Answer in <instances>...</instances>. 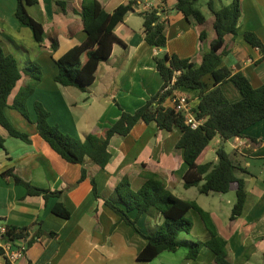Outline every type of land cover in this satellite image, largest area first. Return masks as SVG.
<instances>
[{"label":"crops","instance_id":"crops-1","mask_svg":"<svg viewBox=\"0 0 264 264\" xmlns=\"http://www.w3.org/2000/svg\"><path fill=\"white\" fill-rule=\"evenodd\" d=\"M63 1L66 3L64 13L56 0H38L27 7L28 12L43 25V40L36 42L33 39L35 44L32 48H24L21 64L19 59L16 60L19 61L21 72L30 61L37 62L41 77L26 100L30 119L10 106L18 88L31 82L23 72L8 97L4 114L12 125L28 134L30 142L9 135L0 125V135L3 137V147H0L1 230L5 225L30 226L34 230L36 222L41 221L45 231H54L57 236L39 237L21 257L11 263L212 264L214 253L207 246L200 248L196 258L189 259L184 244L174 251L164 250L148 261L137 258L146 239L121 220L104 199L112 196L115 186L123 177L128 179L132 189H138L146 174L155 172L165 180L173 194L195 200L209 213L218 233L227 240V258L232 264L239 261L241 264H264V118L244 130V136L232 137L225 142H222L219 135L214 136L218 137L215 138L216 145L210 153V141L201 158V162L215 161V150L223 143L234 162L247 170L236 173L245 180L246 199L241 214L231 223L229 216L235 201V183L231 184L226 193L205 194L213 197L208 200L200 196L202 193L197 186L184 187L182 177L187 164L183 159V150L175 146L181 135L177 126L166 131L159 129L154 121H140L128 134H114L108 144L110 159L104 167H99L87 156L83 164L63 159L40 137L34 123L36 114L33 104L40 101L49 112L48 122L57 124L62 132L80 139L88 133H104L122 111L133 112L160 90L163 80L156 69L154 56L168 52L200 62L202 54L209 50V43L215 37L214 30L208 26L206 38L200 40L198 27L175 9L176 0H136L134 10L128 12L123 21L114 27V32L124 44H113L110 55L98 63L94 81L85 90H81L73 85H61L54 80L57 72L55 59L86 38L85 31L81 29L69 34L70 29L79 21V15L74 10H80L82 0ZM99 1L107 12L128 2ZM240 7L237 33L227 34L224 38L229 51L223 57L222 64L242 71L252 86L257 87L264 83V59L256 62L261 53L244 39L242 33L253 31L264 43V0H240ZM15 8L16 0H0V44L5 53L13 56L16 49L15 52L11 51L10 43H18L21 34L28 33V37L33 38L31 31L27 32L19 24L14 14ZM150 8H156L160 19L165 21L167 41L162 47L150 45L144 39L140 12ZM202 13L211 20L209 9ZM54 36L58 43L55 50L51 48ZM81 60H85L84 54ZM203 83L205 91L213 87L210 74L204 75ZM221 88L229 100L240 98L239 91L230 81L221 83ZM177 90L189 95L192 106H196L199 101L196 90ZM163 104L172 105L168 97ZM251 136L261 142L252 141ZM82 166L86 168L87 176L79 180ZM7 169H12L34 185L51 190L62 189L63 193L61 197L50 196L47 200L41 195L27 194L24 186L2 176V172ZM91 177L96 182L98 197L93 193ZM229 192L232 195L226 199ZM58 200L70 211L68 218L51 211ZM200 200L207 201L205 207ZM189 212L195 213L192 228L184 236L179 233L177 239L181 242L206 240L208 234L200 216L193 209ZM128 214L136 219V226L143 234L156 229L163 221V216L153 210L140 215L136 210H131ZM0 244L5 247L11 243L2 240ZM4 262L5 258L0 254V264Z\"/></svg>","mask_w":264,"mask_h":264},{"label":"trees","instance_id":"trees-1","mask_svg":"<svg viewBox=\"0 0 264 264\" xmlns=\"http://www.w3.org/2000/svg\"><path fill=\"white\" fill-rule=\"evenodd\" d=\"M37 1L16 0L14 14L20 25L30 29L33 39L41 42L44 34L43 25L27 9L29 5ZM135 2L136 0H128L116 6L112 12H107L99 0H82L80 10H74L79 15V21L70 29L69 34L81 29L85 31L86 38L55 59L57 72L54 80L61 85H73L85 90L94 81L98 63L110 55L113 44L115 42L124 44V41L114 32V27L123 21L128 12L134 10ZM197 2L198 0H176L175 9L180 11L186 20L198 27L200 40L206 38L208 26L214 30L215 37L209 43V50L202 54L200 62L168 52L154 56L156 69L163 83L157 93L151 95L133 112L122 111L118 119L108 126L104 133H88L80 139L62 132L57 124H50L47 119L48 110L40 101H35L34 123L40 137L63 159L83 164L87 156L99 167H104L110 159L108 144L114 134L126 135L140 121L145 123L154 121L159 129L166 131L177 126L181 135L175 146L183 150V159L187 164L182 177L184 187L197 186L202 194H223L230 189L232 183H235V201L229 216L231 223L241 214L246 199L245 180L236 173L237 171L247 172V170L234 162L231 153L226 151L223 143L215 150L217 157L215 161L201 162V158L214 136L219 135L222 142L232 137L244 136V130L264 118V83L254 87L242 71L233 70L222 64L223 57L229 51L224 38L227 34L237 33V23L241 15L240 0H231L219 8L216 7L215 0H207V7L212 13L211 20L202 13ZM56 4L63 13L66 11L65 1L56 0ZM157 11L156 8H150L140 12V15L143 18L145 41L150 45L162 47L167 41L164 33L165 21L160 19ZM242 35L250 45L260 51L261 56L256 62L262 61L264 43L259 36L250 30L243 31ZM57 45L54 36L51 48L55 50ZM83 54L84 61L81 60ZM22 72L24 76L31 79V82L18 88L10 106L30 119L26 100L40 80V65L30 61ZM22 72L16 58L5 53L0 44V125L9 135L30 142L28 134L12 125L4 114L8 97L21 79ZM206 74H210L213 81V87L207 91L204 90L203 83V77ZM173 77L175 80L170 88L161 91ZM224 81H230L237 88L240 93L239 99L234 101L228 99L221 88V83ZM177 88L196 90L199 101L194 107V112L198 118L203 119L198 127L191 128L185 123L182 113L177 112L172 106L163 104L165 98ZM250 139L261 142L252 136ZM0 147H3L1 135ZM2 176L15 184L24 186L27 194L41 195L45 200L50 196L61 197L63 193L62 189L51 190L34 185L14 173L12 169L3 171ZM86 176V168L82 166L79 180ZM90 183L94 195L98 197L93 177L90 178ZM104 202L121 220L146 239L145 245L137 253L139 260H151L164 250L174 251L184 244L187 247L186 257L189 259L196 258L200 248L207 246L214 253L212 264H232L227 258V240L218 233L209 213L195 200L183 199L173 194L167 188L165 180L155 172L147 173L143 184L138 189H132L128 179L123 177L115 186L112 196L104 199ZM191 209L198 213L207 230L208 237L204 241L181 242L177 239L180 232L188 233L192 228L193 222L187 216ZM131 210H136L138 215L156 211L163 216V221L156 229L143 234L136 226V219L129 216L128 212ZM51 211L63 218L70 216L68 208L59 200L54 203ZM2 219L0 216V222ZM36 225L34 230L30 226L16 225H5L1 230L0 226V242L6 240L17 247L21 241L26 250L41 236L56 238L57 233L45 231L41 221H37ZM0 254L5 258L4 264H12L1 244Z\"/></svg>","mask_w":264,"mask_h":264},{"label":"built area","instance_id":"built-area-1","mask_svg":"<svg viewBox=\"0 0 264 264\" xmlns=\"http://www.w3.org/2000/svg\"><path fill=\"white\" fill-rule=\"evenodd\" d=\"M178 73V71H176ZM175 77L171 79L168 85L164 86L161 91L167 90L173 84ZM171 100V106L177 111L183 114L184 121L191 128L198 127L203 119L198 118L194 112V106L191 104L190 96L179 92L177 89H173L171 94L168 96ZM5 253L10 259V261H15L17 258L21 257L25 250V245L21 243L17 247H13L11 244L5 246Z\"/></svg>","mask_w":264,"mask_h":264},{"label":"rangeland","instance_id":"rangeland-1","mask_svg":"<svg viewBox=\"0 0 264 264\" xmlns=\"http://www.w3.org/2000/svg\"><path fill=\"white\" fill-rule=\"evenodd\" d=\"M207 0H198L197 2V6L202 10L204 11H207L208 7H207V4H206ZM229 0H215V5L217 7H220L222 5H226V3H228ZM29 11V10H28ZM25 27V26H24ZM25 30H27V32L30 31L29 28L25 27ZM18 43L16 44H11L10 43V47H11V51L15 52L14 49H16V53H14V57L16 59H19L20 61V64H21V58H22V54L24 55L25 52L24 51V48L29 50L30 48H32V46L35 44V41L33 40V38H29L28 37V33L27 34H21V38H18ZM18 44H21L20 46ZM19 46V47H18ZM18 61V60H17ZM19 61H18V64H19ZM26 66V65H25ZM215 138H218V137H214L212 138V140H210V153H211V150L213 149V147L216 145V139ZM227 146V145H226ZM232 195V192H229L226 196V199H230ZM202 198H205V199H211L213 197L211 196H207L205 194H201L200 195ZM200 203H202V205H204L205 207V203H207V201L203 202L200 200ZM228 204V203H226ZM187 216L192 220L194 221L195 220V213H191V212H188ZM196 230L199 231V229L197 228L196 226ZM185 232H180V236H184ZM197 241V240H196Z\"/></svg>","mask_w":264,"mask_h":264}]
</instances>
